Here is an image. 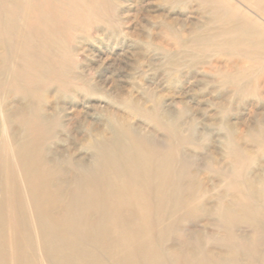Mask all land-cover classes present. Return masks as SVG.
Listing matches in <instances>:
<instances>
[{
	"label": "rangeland",
	"instance_id": "obj_1",
	"mask_svg": "<svg viewBox=\"0 0 264 264\" xmlns=\"http://www.w3.org/2000/svg\"><path fill=\"white\" fill-rule=\"evenodd\" d=\"M120 135L161 163L146 264H264V0H0V264H45L37 166L70 190Z\"/></svg>",
	"mask_w": 264,
	"mask_h": 264
},
{
	"label": "bare ground",
	"instance_id": "obj_2",
	"mask_svg": "<svg viewBox=\"0 0 264 264\" xmlns=\"http://www.w3.org/2000/svg\"><path fill=\"white\" fill-rule=\"evenodd\" d=\"M121 138L122 135L106 145L109 156L107 165L101 161L98 166L93 167L94 175L83 176L80 179L82 184L70 190L55 189V183L52 184L54 188L47 187L48 183L60 181L59 176L55 177L59 173V166L53 167L54 170L50 174L49 170L45 171L42 166H37V170L27 178L30 190L27 188V191L37 200V217L46 216V219L53 223L47 229L43 221L37 219V244L40 242V249L46 251L43 256L45 264L54 259V264H102L96 259L102 249L110 254L112 259H122L124 264H146L143 252L147 246V238L144 233L149 217L145 213V202L148 198L144 193L160 190L164 178L162 179L160 162L157 163L156 169L152 166V161L142 165L145 161L138 160L134 164L129 157L131 151L135 152L136 157L137 150L126 143L122 144ZM100 146L103 147L102 144ZM144 150L150 152V149ZM150 156L155 157L153 153H150ZM58 210L60 214L55 213ZM130 213L136 219H132L130 222L133 223L127 226L125 222H128V219L125 216ZM94 219L96 220L93 223ZM60 222L61 225H57ZM46 230L55 233V237L63 241L67 253L56 252L54 247L46 245L44 239L52 237L51 234H44ZM26 240L30 252L33 249V236L25 235L24 243ZM108 242L112 245L110 251L105 248V243ZM2 247L3 249L0 245V254H4L3 251L6 250L5 246ZM17 250L13 248L12 252Z\"/></svg>",
	"mask_w": 264,
	"mask_h": 264
}]
</instances>
